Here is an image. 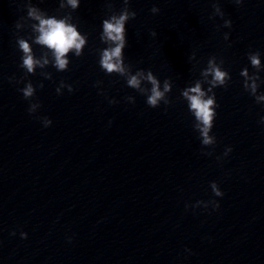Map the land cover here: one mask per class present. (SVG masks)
I'll return each mask as SVG.
<instances>
[{
    "label": "clouds",
    "instance_id": "9594fccd",
    "mask_svg": "<svg viewBox=\"0 0 264 264\" xmlns=\"http://www.w3.org/2000/svg\"><path fill=\"white\" fill-rule=\"evenodd\" d=\"M237 5L242 4L243 0H234ZM80 6V0H59V9L57 12H64L62 16L48 15L47 12L34 6L31 0L26 4L27 16L22 17L15 25L17 30H21L27 26L31 29V35L26 39L17 35L16 43L18 49L22 52L21 61L19 65L24 70V75L15 80L14 77L9 78L10 81L15 80L17 84L24 83L23 88L18 91L22 93L25 100L30 102L28 112L30 115L37 113L41 107L38 100H35L36 87H34L31 80H28L29 75H35L36 69L42 71L40 75L47 80L52 79V74L44 71L49 65L54 67L57 71H67L70 60L69 54L76 57L83 55V50L88 43L86 35L78 31V27L73 23L72 12L76 11ZM70 9V11H69ZM107 9L111 13L108 18L102 21V32L100 33V41L106 47L98 49L99 66L107 75H118L124 78L127 87L135 90L140 95L146 97V103L151 108H157L163 103L165 106L171 104L168 94L172 91V82L165 79L161 85L160 80L153 74L151 70L140 69L133 74L132 66L126 64L124 61L123 50L126 47V24L129 20L135 19L136 12L132 11L129 7V0H123V7L117 12L114 10L111 2L107 3ZM214 16L224 17L218 3H213ZM160 11L159 8L153 7L151 12L156 14ZM232 21L225 19L223 27L231 28ZM155 37V31L151 32ZM229 34H224V39L227 41ZM31 41V42H29ZM38 45L41 48L39 56L33 50L32 45ZM196 58L195 53L192 54L190 60ZM247 58L250 61L251 68L254 70L249 71L248 67L241 70L240 76L243 77V88L246 92L254 97L257 104H264V92H258L261 83L259 73L264 70V64L261 62V53L259 51H249ZM224 61L217 60V57L211 56L207 61V66L200 72V79L193 82L192 86L184 88L181 96L187 102L188 110L194 117L193 129L199 134L202 148L214 150L216 145V137L211 134L216 119V109L219 105L216 102V95L214 89L218 87L226 88L231 76L227 70L223 68ZM100 81H97L96 87H99ZM207 84V89L204 85ZM150 85V87H149ZM43 88V83L37 85ZM67 88L68 92L74 91L71 84L65 83L61 80L59 86L56 87L57 95L63 94V89ZM128 102L134 103L135 98L127 96L125 98ZM109 103H116L115 100H110ZM42 122L44 127H49L52 120L48 117H37ZM260 124L264 125V116L260 118ZM232 151L231 147H227L223 153L226 157ZM203 155L211 156L213 151H202ZM222 157H217L221 160ZM210 188L215 197H222L224 193L219 188L218 184L213 181L210 183ZM208 208L211 206L213 210L220 207L219 202L215 199L209 201H197L195 205H185L188 207ZM15 235V232L11 233ZM22 239L27 238V233L21 232Z\"/></svg>",
    "mask_w": 264,
    "mask_h": 264
}]
</instances>
